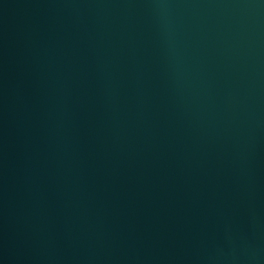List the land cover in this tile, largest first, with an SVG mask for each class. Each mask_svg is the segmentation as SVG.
Returning a JSON list of instances; mask_svg holds the SVG:
<instances>
[{"label":"water","instance_id":"1","mask_svg":"<svg viewBox=\"0 0 264 264\" xmlns=\"http://www.w3.org/2000/svg\"><path fill=\"white\" fill-rule=\"evenodd\" d=\"M0 264H264V0H0Z\"/></svg>","mask_w":264,"mask_h":264}]
</instances>
